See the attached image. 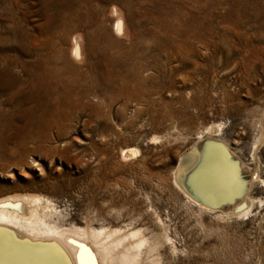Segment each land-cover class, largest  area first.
Masks as SVG:
<instances>
[{
	"label": "rangeland",
	"instance_id": "1",
	"mask_svg": "<svg viewBox=\"0 0 264 264\" xmlns=\"http://www.w3.org/2000/svg\"><path fill=\"white\" fill-rule=\"evenodd\" d=\"M100 22L121 40L119 55L89 56L103 40L86 31ZM79 34L81 62L70 53ZM59 47L63 57L55 58ZM67 60L96 68L86 74ZM0 62V74L42 67L66 85L40 91L45 136L0 157V197H44L61 228L137 231V264H264V0H0ZM8 91L0 89L2 108H36L34 92L23 102L25 94ZM26 127L15 118L8 146ZM208 136L244 167L245 192L232 205L230 165L219 176L199 175L213 168L210 144L193 153ZM127 149L133 153L122 156ZM175 176L226 203L199 205Z\"/></svg>",
	"mask_w": 264,
	"mask_h": 264
},
{
	"label": "bare ground",
	"instance_id": "2",
	"mask_svg": "<svg viewBox=\"0 0 264 264\" xmlns=\"http://www.w3.org/2000/svg\"><path fill=\"white\" fill-rule=\"evenodd\" d=\"M172 7L173 6H171V8ZM79 11L80 13H82V11L86 12L87 10H78L77 12ZM87 13H85L86 15L85 20L83 19L80 20V18L78 21L75 20L77 22L75 23V26L77 25V28L78 25H83L84 24L83 22L87 23L88 21ZM61 23L63 22L61 21ZM72 26L73 24L71 25V27ZM69 28L64 29L65 35L68 34V32H70L71 28L70 29ZM114 31L116 32V34L120 33L121 31L120 20H117ZM86 32L88 33L86 35L91 39V41L92 39H94L93 38L94 36L95 37L98 36V38L103 40L102 43L100 44L95 43L98 42L95 41L92 43L91 47H89L90 48L89 56L91 58L92 57L97 58L102 56L106 57L107 50L111 52L108 54L109 55L112 54V56H116L118 53H121L123 48V44L121 40H115L113 38L109 39L107 37L108 34L106 32V29L104 28L101 22L97 23L93 28L87 30ZM82 38H83L82 34L74 36L70 51L72 57L74 59H78V61H80L81 59L83 60L84 58V56L83 57L81 56L83 55V52L80 50L81 48L80 41L83 40ZM55 54L58 55L55 58L63 57L62 47H59L56 50L54 49L53 56ZM12 64L14 65V63ZM39 65L37 64L36 67L39 68ZM66 65L73 67L74 70L76 71H85L86 74H89L94 68H96L93 66V63L91 64L90 62L87 65V68L85 69H82V67L78 65H73L68 60L66 62ZM17 66L18 65H16V67ZM33 70L34 72H32L31 74L28 72L29 74H23V75L21 74L19 75L18 73L17 75H13L9 73L0 74V89L6 88V89H10V92L8 91L9 93H12L13 91H18V93L25 94L26 96L24 95L25 98H23L24 99L23 102H26L25 100L30 98V96H28L29 92L31 93L34 92L36 96L34 98L35 99L34 103H36V108L33 105L29 107L22 106L21 102L18 103L16 106L14 105L15 108L12 109L11 111L6 110L0 106V157H10L12 155L15 156V154L20 148L24 149L26 147L25 144L28 141L33 142L35 140L34 135L36 134H40V135L43 134L45 136L44 127H43L44 117L42 116V114L45 108L47 107L45 106L46 101L42 100L40 91L41 90L45 91L47 89L50 90L52 86L56 87V85H61L66 88V85L62 83L63 82L62 76L61 79L57 75L55 77L54 76L55 74L54 75L51 73L45 74V72L47 71H45L44 69L42 70V67L39 70H36L35 68ZM53 90L56 91V88H54ZM37 106H41L40 107L41 110H39L40 108L37 109L38 108ZM38 111L40 114H38ZM17 117H24L26 119L27 132L23 134L20 140L18 141L19 147L15 148L18 144L14 142L13 143L15 145V146L13 145L14 147L8 146V142H9L8 140L11 139L9 137L12 136L11 131L13 130L15 118ZM7 127H9L8 130ZM219 128H220L219 125H215L209 127L207 131L209 132V134L212 135L213 133L218 132ZM210 137L211 136L207 137V139L210 140L208 142H202V140H199L198 143H196L195 148L193 149L194 155L197 156L203 155V152H205L203 147L206 144H210L214 150L212 153L213 156L211 157L213 168L211 170L208 168V166H211L210 163L206 168L204 169L201 168L202 171L200 172L199 175L201 177L219 176L221 175V172H223V170L225 169L222 167V165L223 166H225L226 164L230 165L233 174L232 179L234 180L233 181L234 188L228 191L225 194V197L229 198V200H227V203L232 205V203L236 199L235 197L242 196V194H244L245 192V187L247 183H244L243 177L246 176L245 175L246 173L243 172L244 167L241 165V163L239 165L236 164L235 161L232 160V157L229 155L226 149L220 143H217L218 141L212 140ZM11 141L12 140H10V142ZM132 153L133 150H128V149L123 150L122 156L126 157L131 155ZM184 161H185L184 158L181 157L178 162L177 173H179V175L181 174V176L184 174V168L186 167V163H184ZM206 170L209 171L207 172ZM256 174L255 176H257ZM174 178H175L174 179L175 183L179 184L182 188H184L185 192H188L191 196L195 198L193 201H195L196 203H198L203 207L210 209L211 207L217 208L218 206L213 205L215 204V202H219V204H221V206L219 207H222V205L226 203V200L224 198L217 201H212L205 198V196L202 197L201 194L199 195L198 193H193L192 189L189 188V186H187L185 182L178 179V176H175ZM50 204H51L50 201L44 199V197H40L38 195H31V194L16 193V194H8L0 197V264H137V256H138L137 252L139 251L138 250L139 247L144 243V240L140 237L137 240V236H138L137 231L126 233V232H121L119 230L92 228L88 226H85L84 228H61L57 223L51 221L50 219L51 211L48 210V208H50ZM248 205H250V203ZM248 208L250 209V207ZM248 208L247 210L245 209L246 210L244 212L245 214H247V212L249 211Z\"/></svg>",
	"mask_w": 264,
	"mask_h": 264
},
{
	"label": "water",
	"instance_id": "3",
	"mask_svg": "<svg viewBox=\"0 0 264 264\" xmlns=\"http://www.w3.org/2000/svg\"><path fill=\"white\" fill-rule=\"evenodd\" d=\"M228 159V158H227ZM214 206H221V204H219V202H215V204H213Z\"/></svg>",
	"mask_w": 264,
	"mask_h": 264
}]
</instances>
